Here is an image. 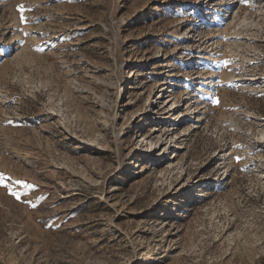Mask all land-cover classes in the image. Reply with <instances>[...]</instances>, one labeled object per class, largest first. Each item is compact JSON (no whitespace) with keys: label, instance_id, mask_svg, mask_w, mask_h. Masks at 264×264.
<instances>
[{"label":"rangeland","instance_id":"1","mask_svg":"<svg viewBox=\"0 0 264 264\" xmlns=\"http://www.w3.org/2000/svg\"><path fill=\"white\" fill-rule=\"evenodd\" d=\"M0 264H264V0H0Z\"/></svg>","mask_w":264,"mask_h":264},{"label":"snow or ice","instance_id":"2","mask_svg":"<svg viewBox=\"0 0 264 264\" xmlns=\"http://www.w3.org/2000/svg\"><path fill=\"white\" fill-rule=\"evenodd\" d=\"M19 10L21 11V12H23V6H20V8H19ZM21 20L23 21L24 20V17L23 16H21ZM227 61H225V65H227ZM215 103H219V98H216L215 99ZM13 195H15V193H13Z\"/></svg>","mask_w":264,"mask_h":264}]
</instances>
